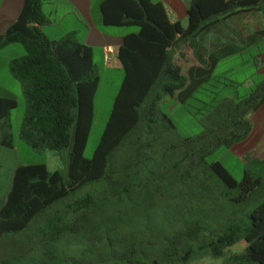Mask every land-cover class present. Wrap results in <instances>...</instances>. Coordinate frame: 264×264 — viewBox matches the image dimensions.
<instances>
[{
  "label": "trees",
  "instance_id": "trees-1",
  "mask_svg": "<svg viewBox=\"0 0 264 264\" xmlns=\"http://www.w3.org/2000/svg\"><path fill=\"white\" fill-rule=\"evenodd\" d=\"M259 4L264 0H191L185 28L170 21L161 3L102 2L105 25L137 30L119 50L124 79L87 159L100 82L92 49L78 48L84 66L75 74L39 27L48 23L42 0H25L0 36V50L13 44L25 50L10 64L27 101L19 137L34 150L65 158L66 168L15 170L0 209V264H264V155L245 168L241 182L221 162L207 161L219 148L233 150L245 140L249 103L217 106L222 113L209 115L195 137L183 136L159 108L164 96L186 102L194 90L187 88L176 50L194 52L208 27ZM17 105L13 96H1L0 121ZM0 145L15 148L9 137ZM168 183L171 195L146 206L142 196L163 192ZM88 186L91 192L76 199ZM241 244V252L229 254Z\"/></svg>",
  "mask_w": 264,
  "mask_h": 264
},
{
  "label": "crops",
  "instance_id": "crops-1",
  "mask_svg": "<svg viewBox=\"0 0 264 264\" xmlns=\"http://www.w3.org/2000/svg\"><path fill=\"white\" fill-rule=\"evenodd\" d=\"M105 0H97L94 16L93 0H55L50 7V15L63 12L62 19L72 17L88 27L87 38L83 42L88 45L93 34L94 42L98 49H102L104 63L114 58L118 60V53L127 35L136 33L131 31L116 38H111L101 26L104 24L101 12V4ZM152 3H161L172 23L180 22L183 27L188 25V8L191 0H150ZM43 2V0H42ZM59 3V4H58ZM25 0H0V36L4 35L9 27L15 23L23 10ZM45 14L44 2L42 5ZM47 17V15L45 14ZM99 19L95 22L93 19ZM86 19V20H84ZM92 19V20H91ZM85 21H88L85 23ZM91 21V22H90ZM92 23V26L90 24ZM52 23L39 26L44 36L54 45L58 56L67 64L75 74L83 68L80 61L78 48L80 44L67 40L52 39L45 28ZM59 24V23H58ZM72 34V32H71ZM74 34V33H73ZM188 47H180L176 50L175 59L182 67V75L187 77V88H194L192 96L186 102H176L178 108H184L193 100L195 113L202 116L199 120L200 127L205 128L209 115L222 113L215 111L222 103L235 106L244 101L251 106L244 116V121L250 125L251 131L242 143L235 146L252 147L247 153L255 150V147L264 145V4L241 11L224 20H221L202 32L195 40L194 52ZM184 55V57H180ZM246 57V58H245ZM239 60L234 65V70L241 75L240 81H229L223 83L224 90L228 93L219 102L202 101L201 96L208 97L212 90L217 89L216 83L219 79L218 69L225 63L232 66V62ZM119 62V60H118ZM250 68V69H249ZM118 72L124 75L123 68L119 62ZM231 70H228V72ZM250 71V72H249ZM246 72H249L246 73ZM226 71H223L225 74ZM227 82V81H226ZM189 91V90H187ZM214 93V92H213ZM212 93V94H213ZM243 93L245 94L243 96ZM171 97V96H170ZM173 100L174 98L171 97ZM204 108V109H203ZM219 121V119H217ZM242 132V131H241ZM264 155V154H263ZM261 155V156H263Z\"/></svg>",
  "mask_w": 264,
  "mask_h": 264
},
{
  "label": "rangeland",
  "instance_id": "rangeland-1",
  "mask_svg": "<svg viewBox=\"0 0 264 264\" xmlns=\"http://www.w3.org/2000/svg\"><path fill=\"white\" fill-rule=\"evenodd\" d=\"M43 2L47 19L52 23L50 26L45 28V32L52 39H58L60 41L61 39H70L69 43L77 42L80 44V47H89L93 52V64L95 65V70L100 77V82L94 99V124L85 150V158L91 159L101 141V137L113 109L115 98L123 82L124 75L123 72H118V60L110 58L106 64L104 63L102 59V49H98L93 41L95 34L91 35L93 40L90 39L88 45L83 44L88 35L87 31L89 30L86 24H82L72 17L62 19L61 15L63 12L60 11H58V14L50 15L49 9L55 3V0H43ZM96 3L97 0H93L92 5L95 13L94 16L97 15L95 12ZM93 20L97 22L99 19L94 18ZM86 22L88 21H85V23ZM90 26H92V23ZM101 28L102 30H105L112 39L122 34L137 30L135 27L101 26ZM24 54L25 50L20 44H13L0 50V97L11 95L18 103L17 107L11 111L10 117L0 121V142L9 137L15 146L14 149H11L0 145V209L6 203L8 193L11 190L14 172L19 166L46 164L51 172L56 170H65L66 168L65 158H62L57 153L50 150H34L19 137L20 128L27 110V101L24 97L23 84L11 73L10 64L13 60L24 56ZM237 61L239 60L232 62V66L225 63L218 69L217 73L219 74V79H217L218 82L216 83L217 89L212 90L208 97H205L204 95L201 96L202 101L205 103L213 100L215 102H219L221 98L226 96L228 93L227 90H224L223 83L231 85V82L229 83V81H240L242 78L241 75L244 74V71L243 73H238L234 70V65H236ZM228 70L231 71L228 72ZM223 71H226V73L221 75ZM249 72L246 73L249 74ZM244 95L245 94L243 93V96ZM193 104L192 100L184 108H178L176 102L170 96H164L159 103V108L161 111L167 112L172 116L179 132L183 136L195 137L203 130V126L200 127L199 120L204 115V112L202 116L199 114L194 115L195 109L193 108ZM206 120L207 122L209 121L208 118ZM251 148L252 147L247 146H235L233 150H228L222 147L209 155L207 157V161L221 162L232 174V176L237 181L241 182L244 177L245 168L247 166L249 168L252 167L254 158H259L264 154V145L259 146L258 148L255 147V150L251 153H247V151L251 150ZM65 157H67V155H65ZM165 186L166 187L163 189V192L158 194L150 193L142 196V200L145 201V205L151 207L150 205L155 202L158 205H161V203H163V197L167 198V196L171 195V185L168 183ZM151 188L154 189L156 186L151 185ZM89 192H91L90 186L78 192L76 199L86 196ZM161 211L163 210L161 209ZM151 214L152 213H149V218ZM243 248L244 244L238 245L232 248L231 253L229 254L239 253L243 250ZM219 263V261H211L209 259L198 262V264ZM22 264H24V262Z\"/></svg>",
  "mask_w": 264,
  "mask_h": 264
}]
</instances>
